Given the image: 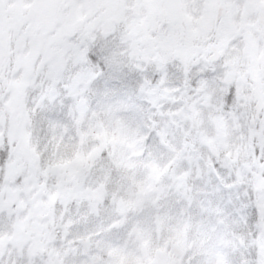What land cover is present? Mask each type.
Instances as JSON below:
<instances>
[{"label":"snow or ice","instance_id":"6c2138e0","mask_svg":"<svg viewBox=\"0 0 264 264\" xmlns=\"http://www.w3.org/2000/svg\"><path fill=\"white\" fill-rule=\"evenodd\" d=\"M0 264H264V0H0Z\"/></svg>","mask_w":264,"mask_h":264}]
</instances>
